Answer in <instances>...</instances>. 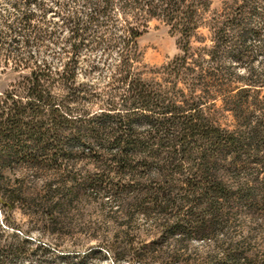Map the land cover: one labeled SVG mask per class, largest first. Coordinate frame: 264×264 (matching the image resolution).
Returning <instances> with one entry per match:
<instances>
[{
    "label": "trees",
    "instance_id": "trees-1",
    "mask_svg": "<svg viewBox=\"0 0 264 264\" xmlns=\"http://www.w3.org/2000/svg\"><path fill=\"white\" fill-rule=\"evenodd\" d=\"M4 5L2 72L16 78L0 92V208H18L42 236L73 242L9 243L0 231V264H264L224 233L243 215L264 223L254 192L264 196V65L251 67L248 45L257 39L264 54V0L217 9L213 0H59L56 22L45 0ZM153 21L177 35L180 51L161 82L139 70L137 43ZM60 38V67L34 59L32 48L52 49ZM98 48L105 59L115 54L106 89L76 78L81 52ZM226 57L243 68L236 81ZM25 170L41 185L28 191L22 178H8ZM88 195L108 199H80ZM85 204H97L107 225L80 227ZM220 232L224 240L205 255L183 258L190 242Z\"/></svg>",
    "mask_w": 264,
    "mask_h": 264
},
{
    "label": "rangeland",
    "instance_id": "rangeland-1",
    "mask_svg": "<svg viewBox=\"0 0 264 264\" xmlns=\"http://www.w3.org/2000/svg\"><path fill=\"white\" fill-rule=\"evenodd\" d=\"M58 1L59 0H45V5L48 9L47 18L49 17V22L57 21V18L56 16H54L53 12L56 10ZM231 2L232 0H213L212 9H217L224 6L225 3L228 4ZM74 5L78 6L79 4L76 2ZM8 10L9 8L7 6H1L0 14L5 15L7 14ZM261 22L262 20L259 17L256 16L254 18V23L256 25L261 26ZM61 40L62 39L60 38L58 41H56L51 47L52 49H48L46 47L32 48L31 54H33L34 59H36V61L38 62L46 59L53 67H60V65L64 61H67L66 56H62L59 53V49L63 45ZM137 45L141 53L139 70L142 79L156 82L163 81V77L159 74L162 67L173 61L180 54L177 35L171 33L167 27L153 21L150 23L148 31L138 40ZM194 45H209V42H205L204 44L194 43ZM248 45L251 47L253 52V59L250 63L251 67L259 70L264 65V54L259 52L257 39H251L250 41H248ZM102 51V48H98L95 51L90 52V54H88L89 52H86L85 50L81 52L79 60L80 68L78 69L76 76L79 82L94 85L95 87L98 86V89L105 88L106 83L109 81L111 72L106 63L114 62L115 54L113 52L108 55L107 59H105V55ZM105 60L106 62H104ZM91 61H94V63L98 62L100 68L90 71L88 65L91 63ZM222 65L227 69L226 74H228V76L231 77L234 81H236V77L238 74L243 73V68L236 66L234 63V59L231 57H226ZM2 69L3 66L0 55V92L8 87L11 80L16 78V74L3 73ZM213 102L215 104L214 111L220 110L222 106V96H218ZM215 115L220 118L219 121L223 126L233 125L232 117L229 113L219 111ZM261 149L263 150V148ZM263 152L264 150L262 151V153ZM31 174V171L25 170L17 172L16 174H9L8 178L12 182L17 178H22L24 188L28 191H31L33 187H38L41 185V181L35 180ZM254 192L256 195L255 199H264L262 191L257 189ZM80 199L108 198H94L88 195ZM82 212L83 219L80 222V227H82L83 224L97 226L100 224L102 226L107 225L99 223L100 211L97 204H85L83 206ZM138 221L140 223L142 222V220L140 219ZM0 231L3 234L4 240L9 243L21 240L22 238H27L31 243L34 244H47L50 247H54L53 244H55L60 247H69L71 242H73L68 239H64L63 241H61L50 239L47 236H42L37 229L33 228V222L30 216L23 214L18 208L13 209L12 211H7L5 209L3 210L0 208ZM224 233L232 241L239 243L240 245L250 247L259 258H264V223L260 225V219L254 222L250 220L249 217L244 215L241 217H237L235 223L230 224ZM224 233H218L215 238L208 240L205 243L190 242V251L187 252V254L183 256V258L188 256H192V258H198L199 256L205 255L207 251L211 250L215 239L218 240V242L224 240ZM17 264H28V262L21 261L17 262ZM103 264L112 263L109 260H106Z\"/></svg>",
    "mask_w": 264,
    "mask_h": 264
}]
</instances>
